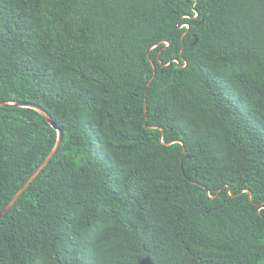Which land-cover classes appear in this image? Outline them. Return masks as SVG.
<instances>
[{
	"label": "trees",
	"instance_id": "1",
	"mask_svg": "<svg viewBox=\"0 0 264 264\" xmlns=\"http://www.w3.org/2000/svg\"><path fill=\"white\" fill-rule=\"evenodd\" d=\"M7 101L0 264H264V0H0Z\"/></svg>",
	"mask_w": 264,
	"mask_h": 264
},
{
	"label": "water",
	"instance_id": "2",
	"mask_svg": "<svg viewBox=\"0 0 264 264\" xmlns=\"http://www.w3.org/2000/svg\"><path fill=\"white\" fill-rule=\"evenodd\" d=\"M197 2V1H196ZM16 106L20 108H29L37 111L41 116H43L47 122L58 131V141L53 149V151L49 154V156L46 158V160L43 162V164L32 174V176L27 180V182L23 185V187L18 191V193L15 195V197L11 200V202L4 208V210L0 213V221L7 215L8 212H10L17 204V202L22 198V196L26 193L28 188L32 185L33 182L36 181L38 176L46 169V167L52 162V160L55 158L57 153L59 152L64 139V133L62 130H60L55 121L52 119L50 114L45 111L43 108L36 106L31 103H25V102H0V107H11ZM149 128H157L150 126ZM164 135V134H163ZM178 142V141H177ZM176 142V143H177ZM250 196L252 194L249 192ZM140 264H155L153 260L150 257H147L143 259Z\"/></svg>",
	"mask_w": 264,
	"mask_h": 264
}]
</instances>
